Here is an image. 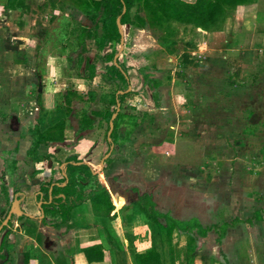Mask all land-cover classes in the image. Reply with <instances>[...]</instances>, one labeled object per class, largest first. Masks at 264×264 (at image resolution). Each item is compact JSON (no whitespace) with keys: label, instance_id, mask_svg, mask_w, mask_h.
<instances>
[{"label":"rangeland","instance_id":"374dc122","mask_svg":"<svg viewBox=\"0 0 264 264\" xmlns=\"http://www.w3.org/2000/svg\"><path fill=\"white\" fill-rule=\"evenodd\" d=\"M91 1L25 0L29 9L19 12L4 10L0 0V208L4 207V190L32 194V180L41 174L38 168H48L35 164L28 155L15 160L20 144L23 152L30 147L28 132L38 113L43 117L63 104L60 94L65 89L83 96L90 89L94 93L91 103L73 100L68 120L73 138L64 146L76 150L103 181L107 177L137 189L116 197L113 206L120 222L111 219L100 241H113L115 258L124 238L130 247L132 221L139 216L136 225H146L138 233L140 238L149 236L155 244L167 241L171 264H176L173 257L178 250L185 248L181 257L188 251L187 264H194L190 255L198 247L225 236L226 226L211 224V215L220 218L235 192L240 196L239 206L244 204L243 196L264 182V28L254 22L255 13L264 10V0L235 6L220 1L224 17L214 31L170 20L153 0H139L131 10L133 26L127 44L140 71H128L130 94L121 106L127 119L118 128L115 144L98 119L92 128L78 130L76 115L84 110L89 117L91 110L101 109L99 98L105 92L101 86L106 82L99 71L91 84L80 79L77 73L84 63L80 68L73 64L77 52L82 54L80 47L61 43L66 20L73 26L98 27L100 34L99 9ZM245 6L249 11H244ZM166 28L174 29L176 43L169 47L162 42L169 33ZM96 54L94 39L87 40L82 58L93 62ZM132 116L140 122L130 124ZM53 149L40 146L38 154L43 157ZM107 158L111 162L104 170ZM53 172L59 176L57 168ZM137 193L147 194L157 214L188 225L186 229L152 226L132 204L140 198ZM256 201H261L264 212V199ZM26 209L35 212L34 205ZM197 214L204 219L200 232L193 225ZM12 216V220L17 217ZM180 261L185 263V259Z\"/></svg>","mask_w":264,"mask_h":264},{"label":"trees","instance_id":"16d2710c","mask_svg":"<svg viewBox=\"0 0 264 264\" xmlns=\"http://www.w3.org/2000/svg\"><path fill=\"white\" fill-rule=\"evenodd\" d=\"M220 1L230 2L231 6H235L252 4L257 0H194L192 3L183 0H153V3L170 20L184 24L193 23L202 30L214 31L220 28L218 26L223 22L224 15L220 9ZM91 2L99 9V15L96 18L100 21V34L97 33L98 27L92 29L84 25L73 26L66 20L62 24L61 43L63 44L62 46H69L73 42L80 47L83 54L85 42L89 39H94L97 49L96 59L93 62L89 61V59L84 60L82 54L77 52L78 54L73 64L80 68L84 63L82 71H79L77 76L88 84L93 82L97 71H99L107 87L101 86L105 90L103 94H100L99 98L102 105L101 109L90 111L89 115L92 118L94 117L93 119L90 116L88 117L83 112L84 110L78 112L76 115L77 128L80 131L90 129L93 127V120L98 119L99 123L103 122L105 124L106 133L109 130L110 118L116 111V104L119 103V112L113 119V129L110 134L111 142L115 144L118 138V128L127 119L126 115L121 111V106L130 94V91H127L130 86L128 71H140V64L127 44L130 30L133 26L131 10L137 5L139 0H92ZM1 3L2 8L8 11L27 12L29 9L25 0H1ZM123 8L125 11L122 13ZM117 19H119V26L116 23ZM257 20H264V10L258 13ZM119 30L123 32L124 41L120 52ZM167 31L169 33L164 36V41L162 42L165 44L167 42L166 47H169L176 42L174 40V29L170 28ZM115 55L117 57L114 60ZM70 59L71 57L67 56L68 63ZM234 74V76H237L238 72ZM60 96L63 99V104L56 105L54 109L46 111L43 117L41 111L38 113L35 119L36 123L28 132L31 144L26 152V155L35 164H42V167L52 168L53 165L59 167L64 164V176H61L60 179H54L51 176L49 178L46 177V181H43L39 188V194L36 196V201L43 202L41 205L43 214L40 220L41 224L55 230L66 227L69 224L72 210L84 203H88L91 206L96 217L113 219L116 217L113 201L118 197L119 192L127 190L137 192L135 186L120 185L116 183L115 179L108 180L106 179L107 177H104L103 181L98 170H94L90 163H86L79 158L76 150H71L70 147L64 146L67 141L73 138L71 127L68 124V120L73 113V100L82 104L91 103L94 99V93L87 89L83 96L79 91L69 88L65 89ZM130 122V124H138L140 121H138V117L132 116ZM40 146L54 149L47 155L40 157L38 154ZM110 162L111 158H107L104 161V170ZM50 188L51 192L49 193ZM17 191L15 190L14 193ZM3 194L4 207L0 211V225L9 212L11 202V199L8 198L7 189L3 191ZM49 195L51 197L50 201ZM137 196L140 198H137L132 204L142 212L152 226L163 230L169 229L170 226H177L184 230L188 226L181 225V223L166 215L157 214L152 209V203L148 200L147 194L139 195L137 193ZM12 219L13 216L0 231V261L5 259L6 253L11 248V245L8 244L10 232L8 226L11 225ZM16 219L20 222L28 220L23 215ZM161 219H163V222ZM193 225L199 228L200 232L201 226L196 221L193 222ZM202 233L204 235V232ZM82 252L88 263L100 262L104 257V250L100 245L86 247ZM24 262H27V257ZM134 262L135 264H159L158 256L153 251L150 255H135Z\"/></svg>","mask_w":264,"mask_h":264},{"label":"crops","instance_id":"0c3cea01","mask_svg":"<svg viewBox=\"0 0 264 264\" xmlns=\"http://www.w3.org/2000/svg\"><path fill=\"white\" fill-rule=\"evenodd\" d=\"M253 5L258 6V4ZM244 8H247L244 11H249L248 7L245 6ZM260 12H263V10ZM257 16L258 13H255L254 22L264 28V20L258 21ZM10 121L13 124L15 117H12ZM18 151L19 155L15 160L23 159L22 156L26 157V152L22 151L21 144ZM55 168L58 169L59 176L53 172ZM38 170L41 174L32 180L35 182V191L32 194L20 191L14 193L9 189L7 190L8 198L11 199L10 206L15 197L20 199V209L24 213L23 216L27 217L28 220L26 222H20L17 219L11 220V225L8 227L9 231L12 232L11 235L16 240L12 241L11 235L10 238L8 235V244L11 245V248L6 253L5 259L0 262L1 264H135V255H150L153 248L158 254L159 264H171L170 245L167 241L162 240L160 244L156 241L155 244V241L149 239V236L140 238L138 233L145 231L146 225H136L137 221L141 220L139 216L132 221V229L134 230L128 240L130 241V247L124 238L122 250L115 254V258L111 251L112 245H110V243L113 244V241H100V234L106 236V230L109 228L111 219L102 217L101 221L98 220L88 203L77 206L72 210L69 224L66 227L55 230L43 226L40 222L43 217L41 210L43 202L36 201V196L39 194V188L46 177L51 176L54 179H60L61 176H64V165L59 167L53 165L52 168L46 170L40 167ZM234 194L236 192L229 196L227 206L220 218L217 215H211V218L214 219L211 220V224L226 226L225 236L220 241L217 238L215 240L212 238L206 241V244L201 246L200 249L198 247L197 252L194 253L195 255H190L191 259L196 261L194 264H264V212L260 209L261 205L259 203L261 201H256V199H264V182L257 188L251 189L246 196H243L245 201L240 206L238 203L240 196ZM250 197L254 200L252 201ZM50 198L49 195V201ZM114 203L115 200L113 205ZM32 205H34L35 212L26 209V207ZM1 210L2 208H0ZM114 212L116 214L115 223H118L120 222V213L117 209H114ZM200 213L201 209H198V214ZM198 214L196 215V223L202 227L204 219L202 220ZM216 230L221 229L218 227ZM142 235H145V233ZM94 245L102 247L104 257L100 262L88 263L82 250ZM184 252L185 248L178 250V253L173 257L176 264H181L180 260L183 259H185L184 264H187L189 260L188 251L185 253L186 257L182 255L184 257L182 258L181 254ZM26 257L27 262H24Z\"/></svg>","mask_w":264,"mask_h":264},{"label":"water","instance_id":"95a60500","mask_svg":"<svg viewBox=\"0 0 264 264\" xmlns=\"http://www.w3.org/2000/svg\"><path fill=\"white\" fill-rule=\"evenodd\" d=\"M125 11V9L123 8L122 13ZM117 26H119V19L116 20ZM119 34H120V47H119V52L122 50L123 48V32L121 30H119ZM117 55H115L114 60L116 59ZM129 90V89H128ZM119 103L116 104V111L115 113L111 116L110 121H109V130H108V136L111 134V131L113 129V119L116 117L117 112L119 111ZM107 157V156H106ZM104 157V158H106ZM103 163V160L101 161V164ZM79 164V163H78ZM64 165V164H63ZM64 175V172H63ZM112 180V179H109ZM128 191L131 190H127V191H121L119 192V195H126L125 193H127ZM12 215H16L17 217L24 215V213L22 212V210L20 209V199H17L16 197L14 198V200L11 203L9 212L7 214V216L5 217V219L1 222L0 225V230L2 229V227L6 226L8 221L10 220Z\"/></svg>","mask_w":264,"mask_h":264}]
</instances>
